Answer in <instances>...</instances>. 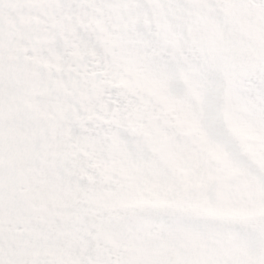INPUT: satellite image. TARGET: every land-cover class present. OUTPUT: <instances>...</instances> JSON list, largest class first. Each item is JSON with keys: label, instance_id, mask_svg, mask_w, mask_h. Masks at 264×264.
<instances>
[{"label": "snow or ice", "instance_id": "snow-or-ice-1", "mask_svg": "<svg viewBox=\"0 0 264 264\" xmlns=\"http://www.w3.org/2000/svg\"><path fill=\"white\" fill-rule=\"evenodd\" d=\"M0 264H264V0H0Z\"/></svg>", "mask_w": 264, "mask_h": 264}]
</instances>
